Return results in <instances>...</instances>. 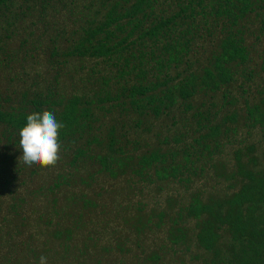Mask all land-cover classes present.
Wrapping results in <instances>:
<instances>
[{"label":"trees","instance_id":"trees-1","mask_svg":"<svg viewBox=\"0 0 264 264\" xmlns=\"http://www.w3.org/2000/svg\"><path fill=\"white\" fill-rule=\"evenodd\" d=\"M18 1L0 0V33L35 6L59 13L58 2L63 32L51 40L65 47L49 49V79L39 74L0 98L6 159L21 149L27 115L48 111L64 124L63 166L12 202L20 226L0 222V233L26 229L28 209L72 264H127L131 251L135 264H264V46L253 48L264 0H21L14 12ZM4 56L6 67L17 54ZM255 131L259 140L229 147ZM5 243L8 254L18 249Z\"/></svg>","mask_w":264,"mask_h":264},{"label":"rangeland","instance_id":"rangeland-1","mask_svg":"<svg viewBox=\"0 0 264 264\" xmlns=\"http://www.w3.org/2000/svg\"><path fill=\"white\" fill-rule=\"evenodd\" d=\"M33 2V0H32ZM31 3V1H29ZM56 7L58 8L59 13L53 11L48 7V11H46V15H40V6H35L32 9L33 13H28V11H24L18 15V18L11 19L12 22L9 30L3 31L1 30L0 33V58L7 62L4 54H11V52L15 51L17 54L16 60L8 64L6 67L0 63V98L3 100L7 95L10 94L9 90L13 89H20L23 84L30 83L33 80L40 79L41 76H47L48 79L50 78L51 74L54 72L56 67H51L48 61L49 58V49L53 44H57L58 48L65 47V40L58 38L55 42L52 41L54 37H56L59 33L63 32V8L60 6L58 2H53ZM51 3V4H53ZM21 4V8H18V5ZM25 3L22 4V1H18L13 11L18 12L25 7ZM13 13V12H12ZM29 17H33L32 21ZM5 18L0 19V27L5 24ZM257 26V25H256ZM254 26L252 30H255L257 27ZM30 32L34 34L29 35ZM257 34V33H256ZM255 32L250 34V42H256L254 36L256 35ZM41 36V37H40ZM29 38V39H28ZM34 39V43L37 44L39 40L41 42L37 46H33L30 43V40ZM40 46H48L49 48H44L39 50ZM264 46V35L260 36V43H256L253 45V48L256 51L261 50ZM2 47V48H1ZM17 49V50H16ZM3 52V53H2ZM31 54V55H29ZM253 56H258V54H253ZM16 76L14 77V75ZM40 74V75H39ZM12 77H14V81H12ZM9 89V90H8ZM260 87H256L253 92H249L247 94H254L257 96V91ZM14 98V97H13ZM242 100L236 103V106L241 105ZM3 104V102H1ZM241 109V107H239ZM261 137L260 132H254L252 137H238L234 138L232 143L230 144V148L240 146L246 143L254 142L259 140ZM262 145H264V139H262ZM6 138L1 137L0 135V222L4 223L8 229H13L14 226L16 228L17 225L20 226L19 215L10 214L11 211V204L12 202L20 195H24L26 192H34L37 188V185L40 183H49L51 174H55L54 169L44 168L39 171L36 176H28V173L35 168L36 165L27 166L22 162L20 157L23 154V150L19 149L14 155L16 157L14 159H6L7 149L5 147ZM229 147L227 150L223 152L222 155H227L229 152ZM14 148V147H13ZM17 148V145H16ZM61 156V155H60ZM66 159H69L67 157ZM20 162V165L23 166L24 171L21 170L20 173L15 172L14 168H16V161ZM63 166V156L58 161V164ZM22 168V169H23ZM88 169L87 172H82V174H88L94 169L89 165L86 167ZM101 181L104 179L101 177ZM97 181L99 179L96 178L92 183L90 189L92 190L93 187L97 188ZM213 180L208 178V184H211ZM14 190V191H12ZM26 193V194H27ZM26 199L30 198L29 196L25 195ZM46 204L43 200L41 202V206ZM40 204V203H39ZM27 205H23V208L20 209L24 211ZM37 208V207H36ZM28 212L29 217L32 218L29 220L31 224L28 222V226L26 229L22 227L19 228V233L15 235L13 238L7 237L5 234L4 236L0 233V264H39V260L41 255L47 257V264H72V259L61 258V255L56 254L55 251L62 254V246L58 242L59 240L52 236V229H48L46 225H41V221L36 218V215L32 213L33 211ZM32 213V214H31ZM3 217L6 218V221L3 220ZM119 219L114 221L113 225L118 229L120 228V215L118 216ZM117 235L122 234L120 239L128 235L126 231H123L122 228L119 232H116ZM5 240H12L13 242L17 243V248L15 252L12 254H8L7 249L5 248L4 244ZM63 238L61 239V241ZM30 241L33 245L37 243V251L32 255H30V251L24 249V243ZM146 244V241H144ZM42 246L44 248H42ZM95 250V249H94ZM34 252V251H33ZM132 254H128L126 259L127 264H135V259L133 254L134 252L131 251ZM106 253V252H105ZM37 254L40 256L37 257ZM112 258V256H109ZM108 255L102 256L103 260L109 259ZM39 258V259H36ZM88 257L85 259L83 264H95L94 259H89Z\"/></svg>","mask_w":264,"mask_h":264},{"label":"clouds","instance_id":"clouds-1","mask_svg":"<svg viewBox=\"0 0 264 264\" xmlns=\"http://www.w3.org/2000/svg\"><path fill=\"white\" fill-rule=\"evenodd\" d=\"M64 124L48 111L32 112L26 117V124L19 130L20 157L27 166L54 167L61 159L60 130ZM39 264H47V257L41 255Z\"/></svg>","mask_w":264,"mask_h":264}]
</instances>
